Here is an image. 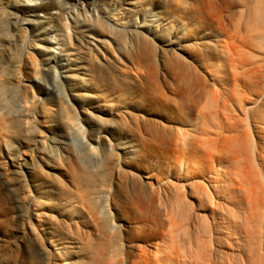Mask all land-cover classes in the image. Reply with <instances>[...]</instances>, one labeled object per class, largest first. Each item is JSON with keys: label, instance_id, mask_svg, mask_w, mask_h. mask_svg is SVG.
<instances>
[{"label": "bare ground", "instance_id": "6f19581e", "mask_svg": "<svg viewBox=\"0 0 264 264\" xmlns=\"http://www.w3.org/2000/svg\"><path fill=\"white\" fill-rule=\"evenodd\" d=\"M31 1L9 0L38 32L12 61L17 80L0 76V146L17 177L0 175L31 253L264 264V0L18 5ZM55 57L66 80L44 100L24 79L50 77Z\"/></svg>", "mask_w": 264, "mask_h": 264}, {"label": "rangeland", "instance_id": "374dc122", "mask_svg": "<svg viewBox=\"0 0 264 264\" xmlns=\"http://www.w3.org/2000/svg\"><path fill=\"white\" fill-rule=\"evenodd\" d=\"M119 2L116 0H88L85 5L90 9L100 4L105 9L114 11L116 7L120 6ZM43 3L44 0H33L29 3H20L18 5L23 6L27 10L42 6ZM81 6L78 2V6L73 7V9H81ZM9 9V0H0V43H3L0 46L2 48H0V76H3L5 79L12 78L17 80L15 73L12 72L15 65L12 61H17L26 51V46L23 44H27L29 38L38 32L36 30L37 22L25 18L22 21L9 14ZM45 15L47 14L41 13L42 17ZM54 33L52 31L50 34ZM55 51L59 52V49L56 48ZM53 64L56 65V68L52 69L50 77L45 76V80L37 79L33 81L29 78L24 79V82L32 85L36 92L40 91L39 95L44 100L55 98L59 93L58 84L65 83L66 80V63L62 62L59 57H55ZM7 156V150L3 146H0V165L3 166V168L0 167V171L7 168L10 176L17 177L13 172V168L15 167L11 165V159ZM7 161L8 163L6 164ZM26 170L23 167V171L26 172ZM10 186L12 185L6 182L5 178L0 175V264H20L21 262L22 264H44L40 257H35L31 253V242L21 233L20 208H18L19 204L16 199V193L10 189Z\"/></svg>", "mask_w": 264, "mask_h": 264}]
</instances>
